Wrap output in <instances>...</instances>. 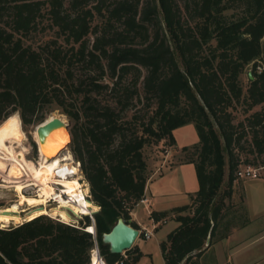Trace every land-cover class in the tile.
Segmentation results:
<instances>
[{
  "label": "trees",
  "instance_id": "obj_1",
  "mask_svg": "<svg viewBox=\"0 0 264 264\" xmlns=\"http://www.w3.org/2000/svg\"><path fill=\"white\" fill-rule=\"evenodd\" d=\"M263 34L264 0H0V123L17 112L22 125H37L56 109L73 121L68 147L99 207L95 237L107 264L142 255L136 245L126 258L111 253L102 233L144 196V148L175 145L173 130L188 122L198 141L180 148L179 162L194 164L198 189L187 204L149 213L177 222L159 243L164 264H198L248 222L242 198L228 219L225 199L245 135L244 162L264 165V73L247 74L264 57ZM134 100L145 104L140 128L132 126L141 115L128 113ZM238 103L249 113L234 123ZM82 219L40 214L0 227V264H88L93 237Z\"/></svg>",
  "mask_w": 264,
  "mask_h": 264
},
{
  "label": "bare ground",
  "instance_id": "obj_2",
  "mask_svg": "<svg viewBox=\"0 0 264 264\" xmlns=\"http://www.w3.org/2000/svg\"><path fill=\"white\" fill-rule=\"evenodd\" d=\"M55 116L58 117V115L51 114L46 119L50 120ZM32 135V138L38 143L40 156L38 163L25 157L24 143L27 137L22 129L18 113H12L0 123V178H2L0 188L12 185L17 196V199L8 206V211L0 209V227L6 226L10 220L21 222L22 215L18 213L19 211L28 210L27 220L40 214H48L51 217H60L67 221L71 218L68 211L79 215L90 214L98 210V205L85 197L87 188H84L80 179L76 178L77 168L69 164L71 155L64 158L57 157L58 152L67 143L66 129L55 128L42 145L39 144L36 128L32 131ZM62 161H65V164L62 165ZM60 168L61 170H59ZM56 171L64 178L60 180L62 189L59 192L55 191V187L51 184ZM70 172H73L74 175H67ZM26 174L30 178L21 182L22 184H11L18 182L13 178H19ZM31 185L38 187L37 193L33 196H22L21 189ZM50 197L54 198L56 204L48 208ZM20 201L24 203L25 207H21ZM87 230L94 231L93 225H87ZM91 261L92 264H100L95 253H92Z\"/></svg>",
  "mask_w": 264,
  "mask_h": 264
},
{
  "label": "crops",
  "instance_id": "obj_3",
  "mask_svg": "<svg viewBox=\"0 0 264 264\" xmlns=\"http://www.w3.org/2000/svg\"><path fill=\"white\" fill-rule=\"evenodd\" d=\"M180 133L181 129L173 130L175 147L180 148L183 145L197 142L195 137L192 139V133L189 135L192 139L190 142L186 139L182 140L184 137L183 135L180 137ZM178 163L182 162L171 166L162 165L160 176L156 173L149 175L144 191L149 213L151 210H169L172 207L187 204L190 202V194L197 191L198 182L193 165ZM237 196L243 200L248 222L234 227L226 237L212 243L198 256V264H264V176L235 179L231 198H237ZM145 202L142 203L146 204ZM162 219H165V222L170 219L174 220L173 218ZM160 220L158 222L150 218L148 228L135 220L133 211L129 219L130 223L134 221L139 226L138 229H152V235L154 230L161 226L159 225ZM174 222L176 226L177 222L175 220ZM154 224L156 227L153 229ZM144 240L140 238L136 243L134 242L142 252H144Z\"/></svg>",
  "mask_w": 264,
  "mask_h": 264
},
{
  "label": "rangeland",
  "instance_id": "obj_4",
  "mask_svg": "<svg viewBox=\"0 0 264 264\" xmlns=\"http://www.w3.org/2000/svg\"><path fill=\"white\" fill-rule=\"evenodd\" d=\"M36 40H40V38L37 37ZM243 78H246V77L243 75ZM144 105L145 104L143 103V101L138 102L137 100H134L133 104L129 106V112H128L129 114H132L134 112H138V114L141 115V117L138 118L136 124L133 125L132 128H134V127L140 128L141 127V124H140L141 121L143 120V118H144V120L146 119L145 110L143 109ZM244 107L245 106L243 104L238 103V104H236L234 109H230L232 112V115L234 117L233 118L234 123H238L239 121L243 120L244 117L249 113V112L243 111ZM256 109H259V107L256 106L251 111L256 110ZM51 114L60 116L64 121L69 123V127L73 123V121H71L66 115L60 113L58 109L49 113V115H51ZM80 121L82 122L83 118H81ZM35 126L36 125H26V126L22 125V129H23V131L27 137V139L24 143L25 157L29 160H32L35 163H38V161L40 160L39 151H38V143L34 140V138H32L33 137L32 131L35 129ZM177 129H181L180 137H182V135L184 137V138H182V140L186 139L188 142H190V140H192L195 137V139H197V141H198V135H197L195 126L192 122L185 123V124L177 127L176 130ZM68 130L66 129L67 143H65L63 148L58 152L57 157L64 158L65 156L70 154L71 160L69 162H70V164H73L77 168V165L74 163L76 161L74 160L72 153L68 147V143H69V139H70V134H69ZM190 133H192V135H193L192 139H190V136H189ZM179 143H181V142L179 141ZM249 143H250L249 137H248V135L247 136L245 135L241 140V145L243 148H242V150H240V158L243 162L239 167L245 166L247 164L254 165L251 162H249V163L244 162L246 151L249 148ZM192 144H194V143H192ZM192 144L183 145V146H190ZM66 145H67V147H66ZM65 147H66V149H64ZM180 148L175 147V145L174 146L166 145V144H164L163 140L159 141L156 144H152L150 146L145 147L143 150V153L146 156V159L148 162L149 173L150 174L156 173V174H158V176H160L162 165L171 166V165H174L175 163L179 162V160H182V153L180 152L181 151ZM66 150L69 153H67ZM175 151H178L179 153L175 152ZM62 162H63L62 165L65 164V161H62ZM186 163H188V162H182V163H178V164H186ZM188 164H192L194 167L193 163H188ZM255 165H257V164H255ZM194 170H195V168H194ZM195 175H196V172H195ZM76 176H77L76 178H78V180L80 179L79 181L81 183H83L84 188L85 187L87 188V193H88V195H90L88 183L84 179L80 170H78V173L76 174ZM29 178L30 177H28L27 174L23 175L19 178H13V180H17L18 182L11 183V184H17V183L22 184L23 181L28 180ZM1 179L2 178H0V180ZM0 183L2 184V181H0ZM61 188H62V186L58 185L57 189L55 188V191L58 192V191H60ZM223 188L224 187L222 185L220 192L222 191ZM37 190H38V187L31 185V186H28L24 189H21L20 194H22V196H33L37 193ZM0 196H1L0 197V209H4L7 211L9 208L8 206L12 202H14V200L17 199L16 191L14 190V187L12 185H8L7 187H1L0 188ZM63 197H64V195H63ZM85 197L88 200H90L89 197H87V196H85ZM141 199L146 201L144 196ZM140 200L137 202L136 207L133 210V216H134L136 221L144 224L145 226H147L149 228L150 227V217H149V212H148L149 206L146 202H145L146 204H144ZM20 203H21V207H25V205L22 201H20ZM55 204H56V201L50 197L48 199V208H51V206H53ZM225 204L227 207L226 208L227 209V217H226L227 219L230 218L233 214L239 212L241 202H240V199L238 198V196H237V198L226 197ZM27 211H19L18 212L20 215H22L21 219H20L21 222L27 220L26 219ZM69 213L71 215V218H69V220H67L66 222L64 219H62L63 222H65V223H67V222L77 223L78 224L80 217L84 219L85 215H87V214H79L80 217H78L76 215H73L71 212H69ZM46 215H48V214H46ZM48 216H50V215H48ZM88 217L90 220V224H92V222H94L93 213L91 212L90 214H88ZM52 218L60 219V217H52ZM21 222H15L14 220H10L6 224V226L18 224ZM174 223H175L174 220L170 219L165 223L161 222L159 224V225H161V226L163 225V226L162 227L159 226V229L154 230L153 235H151V237L149 239L144 240L145 241L144 242V249H143L144 252H142V255L140 256V258L138 259V261L135 264H164L163 258L161 256L160 250H159L160 249L159 243H160L161 239L163 240L166 237V234L168 232H170L175 227ZM137 239H140V238H137ZM137 239L134 241L135 243H136ZM135 243L133 245H135ZM121 254L123 255V257H124V255L127 257V254L125 252H122Z\"/></svg>",
  "mask_w": 264,
  "mask_h": 264
},
{
  "label": "water",
  "instance_id": "obj_5",
  "mask_svg": "<svg viewBox=\"0 0 264 264\" xmlns=\"http://www.w3.org/2000/svg\"><path fill=\"white\" fill-rule=\"evenodd\" d=\"M58 127H63L68 130L69 123L64 121L60 116L58 117L55 116L50 120L45 119L44 121L37 124L35 128L38 133L39 144L42 145L46 137L55 128H58ZM66 147L64 149H66ZM97 211L98 210L93 211L92 213L94 214ZM73 215H76V214H73ZM76 216L79 217V215H76ZM94 223L95 221L92 222L93 227H94ZM138 233H139L138 228L134 227L128 219H125L120 216L116 219L115 223L112 225V227L110 228L108 232L102 233V242L109 246V250L111 253H114V254L122 253L125 250L130 249L133 246L134 241L138 238ZM209 240L210 238L207 237L206 245L209 244Z\"/></svg>",
  "mask_w": 264,
  "mask_h": 264
},
{
  "label": "built area",
  "instance_id": "obj_6",
  "mask_svg": "<svg viewBox=\"0 0 264 264\" xmlns=\"http://www.w3.org/2000/svg\"><path fill=\"white\" fill-rule=\"evenodd\" d=\"M260 41L264 45V34L261 37ZM253 72L264 73V57L255 58V59H253L252 61H250L248 63V65H247V74L252 77V73ZM66 152L69 153L67 150H66ZM74 163L77 166H79L78 162H74ZM69 164H70V162H69ZM70 165H73V164H70ZM59 170H61V168ZM72 174L74 175L73 172H70L67 175H72ZM64 175H66V174H64ZM235 176H236V179L257 178V177L264 176V165L254 166V165H251V164H247L245 166L239 167L235 171ZM62 179H64L62 177V174H59L56 171L55 174L53 175V181H52L51 184L57 189L58 185L62 186L61 185V181H60ZM85 196L90 198V195H88L87 191L85 192ZM140 201L141 202H145L143 199H141ZM80 219H82V218L80 217ZM58 220L63 221L62 219H58ZM160 222H165V219H161ZM67 223L71 224V225L79 226L77 223H69V222H67ZM155 227H156V224L153 225V229ZM82 229H84L85 231H88L87 230V226L82 227ZM138 230H139L138 238L148 239L152 235V229L149 230L147 228H141V229H138ZM88 232L91 233V235L93 237V246H92V248L90 250V260H89L88 264H92V261H91L92 253H95L97 258L99 259L100 264H107L105 262L104 258L102 257V255L100 254L99 247H98V244H97V241H96V237H95V229H94V231H88ZM123 258H126V256L124 255ZM121 263H122V259L117 261L115 264H121Z\"/></svg>",
  "mask_w": 264,
  "mask_h": 264
}]
</instances>
